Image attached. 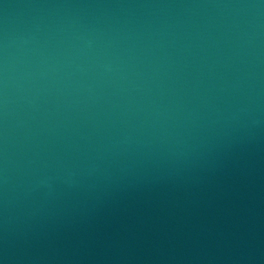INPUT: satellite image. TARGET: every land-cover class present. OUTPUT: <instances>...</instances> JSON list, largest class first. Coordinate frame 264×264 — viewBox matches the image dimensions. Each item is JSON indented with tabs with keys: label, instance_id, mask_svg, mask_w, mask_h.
I'll return each instance as SVG.
<instances>
[{
	"label": "water",
	"instance_id": "1",
	"mask_svg": "<svg viewBox=\"0 0 264 264\" xmlns=\"http://www.w3.org/2000/svg\"><path fill=\"white\" fill-rule=\"evenodd\" d=\"M0 264H264V0H0Z\"/></svg>",
	"mask_w": 264,
	"mask_h": 264
}]
</instances>
